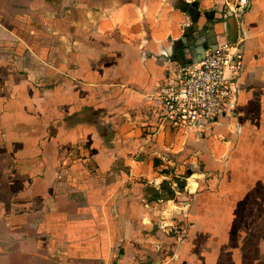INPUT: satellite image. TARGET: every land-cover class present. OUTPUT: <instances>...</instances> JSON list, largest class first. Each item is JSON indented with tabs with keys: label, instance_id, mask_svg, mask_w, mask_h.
<instances>
[{
	"label": "crops",
	"instance_id": "1",
	"mask_svg": "<svg viewBox=\"0 0 264 264\" xmlns=\"http://www.w3.org/2000/svg\"><path fill=\"white\" fill-rule=\"evenodd\" d=\"M14 3L0 264H264V0L241 18L209 0ZM193 23L200 40L177 46ZM204 42H237L243 65L235 116L199 138L162 124L157 92ZM165 182L177 198L151 200Z\"/></svg>",
	"mask_w": 264,
	"mask_h": 264
},
{
	"label": "built area",
	"instance_id": "2",
	"mask_svg": "<svg viewBox=\"0 0 264 264\" xmlns=\"http://www.w3.org/2000/svg\"><path fill=\"white\" fill-rule=\"evenodd\" d=\"M218 1L236 18L251 5V0ZM242 65L239 44L229 42L208 48L200 59L170 69L165 86L157 92L162 124L204 138L214 125L234 117Z\"/></svg>",
	"mask_w": 264,
	"mask_h": 264
},
{
	"label": "water",
	"instance_id": "3",
	"mask_svg": "<svg viewBox=\"0 0 264 264\" xmlns=\"http://www.w3.org/2000/svg\"><path fill=\"white\" fill-rule=\"evenodd\" d=\"M194 28H196V30H194ZM198 30H199V26H198L197 23H193V25H189L187 27V31L184 33L183 38L180 41L175 42V44L177 46H179V45L180 46H183L184 45L183 44V41L188 42L187 39H189V38H190V41L191 42H194V43L198 42V40H200V38L202 37V35L193 37L194 31L198 32ZM218 46H219V44H217V43H215V44H209V43H205V42L202 43L200 45V48L198 49V55H199L198 58H196V59L195 58H191L190 59V62L195 61L197 59H200L202 56H204L205 55V51L208 48L216 49Z\"/></svg>",
	"mask_w": 264,
	"mask_h": 264
},
{
	"label": "trees",
	"instance_id": "4",
	"mask_svg": "<svg viewBox=\"0 0 264 264\" xmlns=\"http://www.w3.org/2000/svg\"><path fill=\"white\" fill-rule=\"evenodd\" d=\"M178 187L180 191L185 189V182L178 180ZM150 192V199L151 200H161V199H175L177 198L176 191L172 188L169 182H165L162 184V191L151 189Z\"/></svg>",
	"mask_w": 264,
	"mask_h": 264
},
{
	"label": "rangeland",
	"instance_id": "5",
	"mask_svg": "<svg viewBox=\"0 0 264 264\" xmlns=\"http://www.w3.org/2000/svg\"><path fill=\"white\" fill-rule=\"evenodd\" d=\"M171 2H173V3H175V4H177V6H181V7H183V5L185 4V1L186 0H170ZM191 1H198V0H191ZM201 1H207V0H201ZM216 1H218V0H213V2H215L216 3ZM209 2L212 4L213 2H211V0H209ZM13 4H15L14 3V0H0V5H2V6H8V7H11ZM15 6V5H14Z\"/></svg>",
	"mask_w": 264,
	"mask_h": 264
},
{
	"label": "bare ground",
	"instance_id": "6",
	"mask_svg": "<svg viewBox=\"0 0 264 264\" xmlns=\"http://www.w3.org/2000/svg\"><path fill=\"white\" fill-rule=\"evenodd\" d=\"M194 181V180H193Z\"/></svg>",
	"mask_w": 264,
	"mask_h": 264
}]
</instances>
